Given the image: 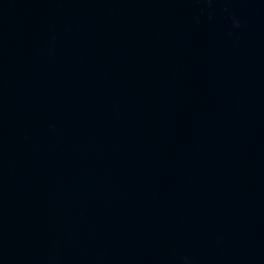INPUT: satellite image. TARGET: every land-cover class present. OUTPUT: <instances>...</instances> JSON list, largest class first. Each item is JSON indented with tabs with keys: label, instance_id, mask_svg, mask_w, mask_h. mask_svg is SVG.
<instances>
[{
	"label": "water",
	"instance_id": "water-1",
	"mask_svg": "<svg viewBox=\"0 0 264 264\" xmlns=\"http://www.w3.org/2000/svg\"><path fill=\"white\" fill-rule=\"evenodd\" d=\"M0 264H264V0H0Z\"/></svg>",
	"mask_w": 264,
	"mask_h": 264
}]
</instances>
